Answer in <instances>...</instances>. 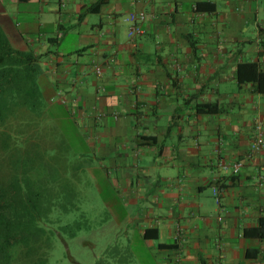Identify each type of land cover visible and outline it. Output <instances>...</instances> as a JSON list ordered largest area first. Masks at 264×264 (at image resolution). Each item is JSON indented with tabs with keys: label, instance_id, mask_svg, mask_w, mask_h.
I'll use <instances>...</instances> for the list:
<instances>
[{
	"label": "crops",
	"instance_id": "obj_1",
	"mask_svg": "<svg viewBox=\"0 0 264 264\" xmlns=\"http://www.w3.org/2000/svg\"><path fill=\"white\" fill-rule=\"evenodd\" d=\"M132 14L146 15L133 38ZM0 30L43 56L44 99L115 167L116 220L152 257L264 264V240L245 235L264 217V94L238 78L245 63L264 72V0H0Z\"/></svg>",
	"mask_w": 264,
	"mask_h": 264
},
{
	"label": "rangeland",
	"instance_id": "obj_2",
	"mask_svg": "<svg viewBox=\"0 0 264 264\" xmlns=\"http://www.w3.org/2000/svg\"><path fill=\"white\" fill-rule=\"evenodd\" d=\"M51 102L39 98L31 112L15 108L12 125L19 129V116L25 122L19 171L28 170L32 188L44 190L55 202L47 204L50 220L41 223L51 234L52 264H163L150 255L136 224L116 220L120 211L114 203L124 199L117 196L115 167L103 164L86 147L84 129L72 124L63 109L54 105L55 99ZM62 121L71 125L65 127ZM0 167L5 171L10 166L0 162ZM154 173L159 176V171ZM122 209L132 216L141 211V207Z\"/></svg>",
	"mask_w": 264,
	"mask_h": 264
},
{
	"label": "trees",
	"instance_id": "obj_3",
	"mask_svg": "<svg viewBox=\"0 0 264 264\" xmlns=\"http://www.w3.org/2000/svg\"><path fill=\"white\" fill-rule=\"evenodd\" d=\"M42 59L43 56L15 49L0 30V162L10 166L5 171L0 169V264H52L51 234L41 223L50 220L47 204L55 202L45 196L44 190L32 188L28 170L19 171L25 122L19 116V129L12 125L15 108L31 112L43 98L39 85ZM238 78L240 83H254L264 94V72L258 64H241ZM218 110L217 104H207L200 111ZM245 235L264 240V217Z\"/></svg>",
	"mask_w": 264,
	"mask_h": 264
},
{
	"label": "built area",
	"instance_id": "obj_4",
	"mask_svg": "<svg viewBox=\"0 0 264 264\" xmlns=\"http://www.w3.org/2000/svg\"><path fill=\"white\" fill-rule=\"evenodd\" d=\"M146 20V15L145 14H132L129 18L128 21L131 22L132 28L130 30V37L133 38L138 34H142L143 31L140 26H138V22H143ZM97 73L101 74V70L97 69ZM264 149V132H263V126L258 125L257 126V136L255 138V141L253 142L251 146V154H257L261 152ZM224 169L229 168L226 164H222ZM243 166V163L236 164L233 166V172L235 174H238ZM215 196L217 198V202L220 203L219 199V192L218 190H215Z\"/></svg>",
	"mask_w": 264,
	"mask_h": 264
}]
</instances>
